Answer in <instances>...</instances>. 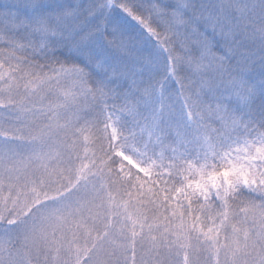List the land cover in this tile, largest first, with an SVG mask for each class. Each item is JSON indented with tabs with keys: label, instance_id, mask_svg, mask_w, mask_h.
<instances>
[{
	"label": "snow or ice",
	"instance_id": "1",
	"mask_svg": "<svg viewBox=\"0 0 264 264\" xmlns=\"http://www.w3.org/2000/svg\"><path fill=\"white\" fill-rule=\"evenodd\" d=\"M125 219L264 264V0H0V240Z\"/></svg>",
	"mask_w": 264,
	"mask_h": 264
},
{
	"label": "rangeland",
	"instance_id": "2",
	"mask_svg": "<svg viewBox=\"0 0 264 264\" xmlns=\"http://www.w3.org/2000/svg\"><path fill=\"white\" fill-rule=\"evenodd\" d=\"M258 16L257 12V19ZM124 224L128 227L120 228L119 231L115 228L109 234L104 245L108 264H132L133 253H135V264H145L146 259L151 264L153 254L157 252L159 255H155L154 258L158 264H171L170 256L171 259H175L172 256V253L176 251L175 248L164 247L163 240H161V247L158 250L151 248L150 239L147 238V229L141 232L138 225L136 231L139 234L135 237L133 244L131 226L127 219L124 220ZM95 227L103 233L102 221L98 220ZM46 232L47 235H43L41 232L30 233L26 242L27 247H23L20 240L14 239L11 242L6 238L0 240V261L9 259L8 252L12 250V259L17 264H54V261L57 264H76L75 248L78 246L81 249L79 264H94L96 258L94 252L86 254L84 251V249L93 248V242L87 230L82 229L76 233L66 228H56L55 231L52 228H47ZM96 234L95 231L92 232V235ZM171 240L172 237L169 236V243ZM70 250L71 255L69 254ZM210 260L211 257H209Z\"/></svg>",
	"mask_w": 264,
	"mask_h": 264
},
{
	"label": "trees",
	"instance_id": "3",
	"mask_svg": "<svg viewBox=\"0 0 264 264\" xmlns=\"http://www.w3.org/2000/svg\"><path fill=\"white\" fill-rule=\"evenodd\" d=\"M144 213H141V215H143ZM151 216H152V213H148V217H149V220H151ZM115 228H113V230H114ZM113 230H112V232H113Z\"/></svg>",
	"mask_w": 264,
	"mask_h": 264
}]
</instances>
